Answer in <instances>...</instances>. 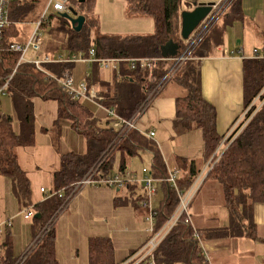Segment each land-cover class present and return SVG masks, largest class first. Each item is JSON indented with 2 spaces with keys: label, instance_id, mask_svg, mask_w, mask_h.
Returning a JSON list of instances; mask_svg holds the SVG:
<instances>
[{
  "label": "trees",
  "instance_id": "trees-1",
  "mask_svg": "<svg viewBox=\"0 0 264 264\" xmlns=\"http://www.w3.org/2000/svg\"><path fill=\"white\" fill-rule=\"evenodd\" d=\"M47 1L12 2L9 6L10 24L5 27L0 38V88L7 84L5 94L11 97L14 108L24 121L21 132H17L13 116L3 113L0 108V175L11 181L27 209L32 208L34 212L30 218L33 244L22 257L3 260V264H60L56 256V220L76 195L73 192L76 183L93 166L100 165L102 176L115 172L124 174L129 167V158L144 152L151 153L149 167L160 188L152 209L155 220L153 233H157L173 216L181 201L179 192H186L200 173L194 160L179 158L176 166L179 175L174 185L169 180L171 168L154 137H149L137 128L119 135L113 118L108 117L103 122L83 100L73 99L59 78L65 73L73 74L75 62L37 66L32 62L19 61L21 52L10 49V45L15 41H26L22 37L21 26L38 21ZM196 1L125 0L128 15L150 17L154 30L147 34L123 35L101 33L99 18L94 13L95 0H70L69 10L74 9L85 16L82 28L75 30L62 13H50L42 26L43 30L50 33V39L43 44L44 51L89 56L91 49H94L99 57L159 58L150 67L138 65L135 69L123 62L120 74L111 80H105L99 63L93 62L91 73L85 80L88 89L95 88L96 101L114 109L124 119H129L140 107L150 103L147 98L166 76L171 62L165 58L179 56L186 48L189 38L184 39L181 35V12L183 5L192 6ZM222 2L233 10L240 8V0ZM215 25L216 21L198 38L191 52L193 58L182 64L172 78L165 80L153 94H157V97L171 80L185 90L183 95L176 98L174 129L177 135L192 128L201 131L203 162L206 165L211 161L212 165L203 182L212 179L222 187L224 203L230 215L229 225L205 229L200 233L191 220L190 210L188 214L183 212L152 255L139 260L143 254L139 256L136 251H132L120 262L116 259L114 242L110 236H90L88 264H211L202 248V234L210 238L240 234L257 239L253 206L264 203V57L244 59L243 112L248 111L239 126L224 141L226 134H221L217 129V109L204 96L201 81L200 61L213 50L215 39H211L209 31L215 30ZM34 98L56 102L57 118L53 130L57 142L62 124L68 122L84 137L86 144L84 153L70 150L61 154L60 166L54 172V188L50 190L55 193L45 195L39 202L33 200L31 182L16 153L17 147L35 144V116L31 104ZM219 149L221 152L217 159L216 151ZM119 189L126 195H117L114 198L115 205L131 203L145 212L146 220L150 210L142 205V201L149 196L142 184L139 181H127ZM149 233L150 238L153 233Z\"/></svg>",
  "mask_w": 264,
  "mask_h": 264
},
{
  "label": "crops",
  "instance_id": "crops-1",
  "mask_svg": "<svg viewBox=\"0 0 264 264\" xmlns=\"http://www.w3.org/2000/svg\"><path fill=\"white\" fill-rule=\"evenodd\" d=\"M123 1L127 12V4L125 0ZM197 1L216 2L218 4L223 0ZM252 4H255V9L253 7L250 8ZM185 6L183 5V10L193 8V6L186 8ZM219 6L221 7L222 5ZM222 7L218 17L222 19V22L217 24L218 26H216L215 30L209 31L211 39H215V42L212 43L213 50L208 56L202 58L200 62L203 94L217 109L218 131L221 134H227L234 122L242 116L244 110V59L253 58V50L256 48L260 52H264V0H240V8L234 10L225 5V3ZM217 20L216 23L218 22ZM234 21L245 22L242 34L244 42L241 39V41L231 44L227 39V26L233 24ZM246 22L249 23L246 24ZM225 35L226 40L224 38ZM58 53L61 52L56 54ZM92 67L93 62H76L73 74L77 79L82 77L81 79L84 78L83 80H86L91 73ZM101 72L105 80H111L113 76L117 75L115 71L102 67ZM184 93L185 90L181 85L171 80L158 96L152 100L150 107L146 109L143 116L139 119V126L142 130L156 133L154 138L169 168L178 166L179 158L184 157L190 161L194 160L197 169L201 172L206 166L203 162L201 131L197 128H192L182 135H177L173 125L177 110L176 98ZM83 101L103 122L107 120V107L94 100L84 99ZM56 118L57 104L56 113L51 122L52 126L47 129L41 126L39 130H35V144L33 146L16 148L19 163L27 172L30 182V171L25 158L27 153L38 148L37 139L40 134L48 136L45 149L49 156H52L53 153L58 161L57 167L51 172L52 180H54V172L60 166L61 154L70 151L69 149L59 151V149L62 148L61 143L64 140V133L71 132L74 129L68 122L63 123L60 139L57 142L52 137L55 134L53 126ZM172 141L175 144H171ZM167 143L171 145L166 146ZM146 154L150 156L152 161L150 152L141 153L139 157L144 161L143 156ZM127 170L139 176L141 175L136 169L132 168L131 164H129ZM0 176L4 177L0 179V183L5 189L4 191H11L10 189L13 187L11 181L5 176ZM205 183L207 182H203L200 185L197 191L198 194L194 195L189 207L191 220L200 233H203L205 229L229 225V211L225 206L224 198L221 208L211 210L206 207L203 209V215L196 210L193 201L200 195ZM41 188L44 187L40 186L38 192V189L31 183L34 202L42 200L46 192H48L45 188V192L41 191ZM218 189L220 190V188ZM77 194L78 196L74 198ZM76 195L72 198V202L70 201L71 204L69 203L65 220H59L55 224L57 232L56 256L60 264H88V238L94 235H106L113 239L116 259L119 262L123 261L132 251L138 253L142 250L150 234L148 231L149 224L145 220V212L131 203L115 205L114 202V198L117 195L125 196L126 192L121 191L118 187L87 185L82 187ZM160 197L161 194L159 199ZM26 209L27 207L19 210L14 215L23 214V218L29 220L30 218H25L24 216ZM218 219H220V222ZM253 220L256 225L257 239L240 234L221 238L204 237L203 234L200 236L202 248L211 264H219L218 261L220 259L223 260L224 264H264V203H256L253 206ZM7 221L11 223L9 226L5 225ZM2 224L7 237L0 242V264H3V260L9 258L22 257L33 240L31 221L27 226H24L23 223L15 222L10 217H6ZM9 235L10 239L8 238ZM244 241H251L249 242L251 247L248 242ZM7 245H10L9 252L6 249ZM241 250H252L251 259L248 260L247 257L249 251Z\"/></svg>",
  "mask_w": 264,
  "mask_h": 264
},
{
  "label": "built area",
  "instance_id": "built-area-1",
  "mask_svg": "<svg viewBox=\"0 0 264 264\" xmlns=\"http://www.w3.org/2000/svg\"><path fill=\"white\" fill-rule=\"evenodd\" d=\"M16 0H0V38L2 36V32L10 24V14H9V6L12 2ZM70 0H48L47 4L41 14V17L38 21L34 23V29L32 33L30 34V37L27 41L24 43H19L17 41L12 42L10 45V49L21 52L20 56V62L21 61H27L35 63L37 66H42L44 63H57V62H97L99 63L100 67L107 69V70H113L117 74H120L121 65L123 62H126L130 65L132 69H135L139 66H147L150 67L153 65V63L158 60L159 58H153V57H135V58H120V57H99L96 54V51L94 49H91L89 56H84L83 54H69L64 55L62 53H49V52H42L40 53V50L43 45V23L48 18L50 13H63V12H70L68 4ZM227 1V0H225ZM225 2L216 3L214 6L212 12L210 15L203 20L200 25L196 28V30L190 35L187 46L184 49V51L176 57L172 58H165L166 60H169L171 62L168 72L162 82L159 83V85L156 87L154 92L159 90L162 87V83L165 80H170L172 76L175 74L177 69L184 64L187 60L192 59L193 56L191 54L192 49L194 48L195 44L198 41V38L204 33L209 30L211 25L217 20L219 17L222 6ZM219 5H222L221 7ZM32 51L34 52L32 56H28V52ZM254 58H263L264 52L258 51V49H254ZM12 76V75H11ZM11 78V77H10ZM59 81L63 88L70 94V96L75 100H94L97 99V92L95 88L88 89L87 83L85 80L77 82L73 74L65 73L63 76L59 78ZM7 84L5 83L0 88V96L5 95V89ZM153 92V93H154ZM150 94L147 98V101L150 103L152 100L156 97L154 94ZM101 99V98H100ZM98 102V101H97ZM99 103V102H98ZM149 103V104H150ZM101 104V103H100ZM146 106L140 107L131 118L124 119L123 117L116 114L114 109L107 108L108 117H111L114 119V126L118 130L119 135H124L126 132H128L132 128H137L141 130L143 133L148 135L149 137H155L156 133L154 131H146L140 129L139 126V119L142 116L144 109ZM248 109L243 112L242 116L231 126L228 133L225 136V140H227L231 134L234 132V130L239 126L240 122L244 118L245 114L247 113ZM224 143V142H223ZM222 148V147H220ZM221 152V149L216 151V154L218 155L217 159L219 158V154ZM211 161L206 164L205 168L199 173L197 178L195 179L192 186L186 191V192H179L181 196L180 204L173 214V216L165 223V225L157 232L153 233V226H154V216L152 209L155 206V201L157 199V196L159 194V184L158 180L153 176L152 171L150 167H143L142 168V174L139 176L133 172L126 171L124 174H120L118 172H115L113 174H109L106 176L101 175V171L99 169L100 165L93 166L86 174L85 176L79 180L73 192H78L82 187L87 185H105V186H112V187H122L125 185L127 181L130 182H137L139 181L142 184V187L146 194L149 196L147 200L142 201V205L144 207H148L150 210L148 215L146 216V221L149 224L148 231L153 233V236H150L148 241L146 242L145 246L140 250L137 255L141 256L140 259H143L144 257L148 255H152L154 249L159 244V242L166 236V234L169 232V230L175 225L177 222L179 216L186 212L188 214L190 203L198 191L200 185L202 184L203 180L205 179L208 170L212 167ZM169 180L176 185V179L179 175V169L176 167H172L170 170ZM41 191L45 192L44 188H41ZM72 192V193H73ZM55 193V192H54ZM50 191L46 192V195L54 194ZM61 194V192H59ZM33 209H26L24 212L25 218H31L33 215ZM10 222H6L5 225H10ZM1 233V229H0ZM33 244V242H32ZM141 253V254H140ZM135 255V256H137Z\"/></svg>",
  "mask_w": 264,
  "mask_h": 264
},
{
  "label": "rangeland",
  "instance_id": "rangeland-1",
  "mask_svg": "<svg viewBox=\"0 0 264 264\" xmlns=\"http://www.w3.org/2000/svg\"><path fill=\"white\" fill-rule=\"evenodd\" d=\"M190 7L188 5L185 6ZM255 9V4H252L250 8ZM189 9V8H188ZM191 9V8H190ZM94 13L99 18L100 21V31L102 34H147L151 33L154 30V24L151 18L149 17H131L126 12V5L123 0H95L94 4ZM217 24L222 22V19L218 18ZM258 22V21H256ZM249 22H246V24ZM252 23V22H251ZM245 22L242 21H234L233 24L230 26L228 25V35L227 39L231 44L241 41L244 37H242L243 29ZM34 24H25L21 26L22 30V37L27 41L30 37L34 29ZM43 44L50 39V33L44 29L43 30ZM226 40V35L224 36ZM257 49V48H256ZM44 51V46L40 50V53ZM259 51V50H258ZM34 52L29 51L28 56H32ZM254 55V50H253ZM74 75V74H73ZM77 82L82 81V77H77L74 75ZM1 101V110L3 113L11 114L14 119V129L17 132H21V126L24 122L22 116L19 114L18 111L14 108V105L11 101V97L8 94L0 96ZM33 114L35 116V130H39V127L43 126L45 129L50 128L52 126V119L56 113V103L54 101H44L40 98H34L31 101ZM150 104L146 106L144 109L143 114L145 113L146 109L150 107ZM142 114V116H143ZM141 116V117H142ZM140 117V118H141ZM22 119V120H21ZM53 134V133H52ZM51 134V136H52ZM53 139L56 140L57 136L53 134ZM48 136L46 134H40L37 139L38 148L33 150L32 152L27 153L25 158L27 167L30 171V178L31 183L34 187L38 189L39 187L43 186L47 191L54 188V182L51 179V172L55 167L58 165L57 158L55 155L49 156L45 149V144L48 141ZM171 142V141H170ZM176 142V141H175ZM171 144H175L173 141ZM171 144H166V146H170ZM61 147L59 151H63L66 149L75 150L79 153H84L86 151V145L84 141V137L72 130L71 132L68 131L64 133V140L61 143ZM69 147V148H68ZM144 161L139 156L131 157L127 161L128 165L131 164L133 169H136L139 174H142V168L145 166H149L151 164V158L148 154L143 156ZM28 175V174H27ZM4 177L0 176V179ZM6 180V179H4ZM1 182V181H0ZM11 191L5 192L3 185L0 183V242L6 239V231L2 224V221L6 219V217H10L15 222H21L24 226L31 221L30 219H24L23 214L19 216H15L14 214L17 213L21 209H25L27 205L22 202V199L16 193V187L12 185ZM220 188V190L218 189ZM38 194V193H37ZM79 194V193H78ZM78 194L74 197L76 198ZM198 194V193H197ZM72 202V201H71ZM194 205L196 206V210L199 214L203 215V209L209 207L211 210L221 208L223 203V192L221 186L218 182L210 179L205 183L200 195L193 201ZM71 204V203H70ZM69 204V205H70ZM69 205L60 213L58 216L56 223L59 220H65L68 214ZM192 208V205H191ZM230 217V215H229ZM220 222V219H218ZM10 239V235L8 236ZM249 240V239H244ZM248 242L251 247V241H244ZM9 246L7 245L6 249L9 252ZM241 251H249V250H241ZM252 250H250L247 254L248 260L251 259ZM123 255V254H121ZM122 261V260H121ZM219 264H224L223 260L218 261ZM182 264V263H178Z\"/></svg>",
  "mask_w": 264,
  "mask_h": 264
},
{
  "label": "water",
  "instance_id": "water-1",
  "mask_svg": "<svg viewBox=\"0 0 264 264\" xmlns=\"http://www.w3.org/2000/svg\"><path fill=\"white\" fill-rule=\"evenodd\" d=\"M85 0H79L84 2ZM216 2H202L196 1L192 3L193 8L184 9L181 12V35L184 39H188L190 35L196 30L200 23L205 20L212 12ZM62 16L68 18L75 30H80L85 22V16L78 14L74 9L70 12L62 13ZM168 52H166V56Z\"/></svg>",
  "mask_w": 264,
  "mask_h": 264
}]
</instances>
